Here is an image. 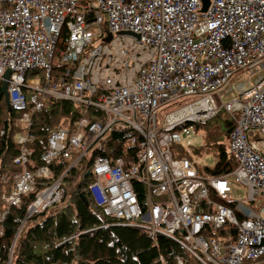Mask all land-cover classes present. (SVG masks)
Masks as SVG:
<instances>
[{"label":"built area","instance_id":"2783aa9c","mask_svg":"<svg viewBox=\"0 0 264 264\" xmlns=\"http://www.w3.org/2000/svg\"><path fill=\"white\" fill-rule=\"evenodd\" d=\"M202 5L0 0V82L9 71L19 115L13 162L29 163L32 116L48 100L75 107L49 134L43 165L15 176L2 200L19 207L57 160L63 175L28 211L42 212L88 162L87 192L114 225L169 238L201 264H264V0ZM220 111L235 123L227 147L236 167L214 177L193 149Z\"/></svg>","mask_w":264,"mask_h":264},{"label":"trees","instance_id":"16d2710c","mask_svg":"<svg viewBox=\"0 0 264 264\" xmlns=\"http://www.w3.org/2000/svg\"><path fill=\"white\" fill-rule=\"evenodd\" d=\"M74 109L70 102L48 100L43 109L34 113L29 128L33 140L27 144L32 156L26 165L15 164L13 160L19 153L15 122L19 115L7 105L0 82V214L5 213L0 222V264H178V260L182 264H201L169 238H152L135 227L116 226L105 218L87 192L92 178L82 176L89 169L88 162L81 164L80 180L74 170L60 181L62 201L42 212L27 216L36 195L63 175L66 164L57 160L51 163L48 177L35 178L33 190L21 197L19 207L2 200L9 195L15 176L43 165L41 156L49 134ZM234 125L220 111L198 128L203 134V145L193 152L200 156L204 148L216 158L213 168L206 169L210 176L227 174L236 167L235 157L227 147ZM63 181L70 183L69 193Z\"/></svg>","mask_w":264,"mask_h":264},{"label":"rangeland","instance_id":"374dc122","mask_svg":"<svg viewBox=\"0 0 264 264\" xmlns=\"http://www.w3.org/2000/svg\"><path fill=\"white\" fill-rule=\"evenodd\" d=\"M39 76L43 75V72H39L38 74ZM182 101V99L180 100ZM171 110H166L165 112H158V119H162L165 115V113H169ZM217 126H221V122H217L216 123ZM197 133L199 135H203L202 132L200 130H197ZM199 143H202L203 145V139L199 140ZM201 147V146H200ZM194 153V152H193ZM195 154V153H194ZM196 155V154H195ZM90 155L87 156V158H89ZM195 158L198 161V165L201 169L206 170V169H211L213 168V166L215 165L216 162V158L210 154L209 152H207L206 150H204L203 148V154L196 155ZM76 179L80 180L81 177L79 176V174L76 175ZM64 185L67 186V192L69 193L70 190L72 189L71 185H69L70 183L68 181H63ZM240 195H236V194H232L233 199L236 200H242L243 198V193L242 192H238ZM53 209V207H52Z\"/></svg>","mask_w":264,"mask_h":264},{"label":"water","instance_id":"95a60500","mask_svg":"<svg viewBox=\"0 0 264 264\" xmlns=\"http://www.w3.org/2000/svg\"><path fill=\"white\" fill-rule=\"evenodd\" d=\"M202 9H201V12H205L206 9H207V6H208V0H202ZM109 40V39H108ZM107 40V41H108ZM9 75H10V72L9 71H6L5 74H4V81H3V91H4V94H5V97H6V102H7V105L9 106V101H8V94H7V91H5L7 89V81L9 79ZM89 173H87L84 177H88ZM27 216H29V213L27 214Z\"/></svg>","mask_w":264,"mask_h":264}]
</instances>
